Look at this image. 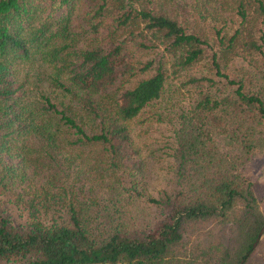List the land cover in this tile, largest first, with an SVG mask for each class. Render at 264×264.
Returning <instances> with one entry per match:
<instances>
[{"label":"trees","instance_id":"1","mask_svg":"<svg viewBox=\"0 0 264 264\" xmlns=\"http://www.w3.org/2000/svg\"><path fill=\"white\" fill-rule=\"evenodd\" d=\"M156 103L153 194L132 124ZM263 151L264 0H0V264H246Z\"/></svg>","mask_w":264,"mask_h":264},{"label":"rangeland","instance_id":"2","mask_svg":"<svg viewBox=\"0 0 264 264\" xmlns=\"http://www.w3.org/2000/svg\"><path fill=\"white\" fill-rule=\"evenodd\" d=\"M175 88V85H173ZM174 95L166 100V111L169 117L174 116L181 105L190 100L188 89H175L167 93ZM163 110L160 103L152 105L149 109L133 121L132 133L135 144L139 147L146 161L145 182L147 189L153 194H158L174 186L173 175L170 170L171 159L165 154L167 139L170 135L167 118L158 120L150 112ZM168 121L170 119L168 118ZM169 140V139H168ZM243 174L253 181V187L260 198L261 207L264 210V151L256 152L249 156L242 166ZM100 191V190H99ZM103 193V192H102ZM101 194V193H99ZM202 227L192 228L186 236V247L191 251L198 243L205 239ZM246 264H264V231L254 246Z\"/></svg>","mask_w":264,"mask_h":264},{"label":"water","instance_id":"3","mask_svg":"<svg viewBox=\"0 0 264 264\" xmlns=\"http://www.w3.org/2000/svg\"><path fill=\"white\" fill-rule=\"evenodd\" d=\"M263 231H264V223H263V225L260 227V229H259V231H258V233H257V236H256V238H255V240H254V242H253V244H252L253 247L256 245V243H257V241L259 240V238H260L261 234L263 233Z\"/></svg>","mask_w":264,"mask_h":264}]
</instances>
